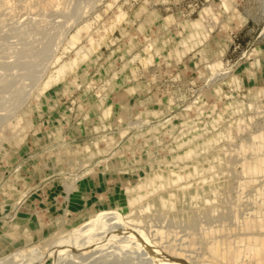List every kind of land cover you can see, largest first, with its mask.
I'll return each mask as SVG.
<instances>
[{"label": "rangeland", "instance_id": "374dc122", "mask_svg": "<svg viewBox=\"0 0 264 264\" xmlns=\"http://www.w3.org/2000/svg\"><path fill=\"white\" fill-rule=\"evenodd\" d=\"M1 1L9 10H0V164L12 165L11 154L53 109L46 93H62L55 104L70 106L63 116L76 115L70 123L86 128L88 137L69 141L60 134L31 147L26 161L0 178V226L26 207L44 227L0 255L46 247L101 213V225L86 229L87 236L73 234L44 264H250L251 249L237 240L264 232V173L245 169L264 158V0H58L55 11L43 8V0ZM120 10L125 19L104 33ZM85 23L90 35L83 32L77 46L104 33L103 47L37 97L53 58L73 57L65 45ZM107 107L111 116L103 119ZM134 120L144 122L132 126ZM8 125L18 128L9 132ZM114 135L119 141L109 145ZM189 148L197 154L181 157ZM171 171L184 181L147 196L130 214L126 189L153 175L171 180ZM159 197L170 205L162 208ZM213 237L223 241L224 260L215 259ZM234 248L245 253L227 254Z\"/></svg>", "mask_w": 264, "mask_h": 264}, {"label": "bare ground", "instance_id": "6f19581e", "mask_svg": "<svg viewBox=\"0 0 264 264\" xmlns=\"http://www.w3.org/2000/svg\"><path fill=\"white\" fill-rule=\"evenodd\" d=\"M3 1V0H2ZM1 1V2H2ZM9 1V0H8ZM40 1V0H38ZM57 1L58 0H43L42 3L45 5L43 6V8L45 7H48L50 6V8L48 10H51L52 7L51 5L55 4L57 5ZM61 1V0H59ZM63 1V0H62ZM4 2V1H3ZM3 2H2V5L0 3V10H3L2 9V6H3ZM7 2V1H6ZM16 2V1H15ZM36 3V0L34 1ZM33 2V3H34ZM65 2V0L63 1ZM41 3V2H40ZM10 5V2L7 3ZM22 4V3H21ZM27 4V3H25ZM60 4V2H59ZM5 5V3H4ZM13 6V5H11ZM22 6V5H21ZM24 6V5H23ZM30 6V5H29ZM28 6V7H29ZM34 6V5H33ZM59 6V5H58ZM14 8L15 5L13 6ZM55 7V6H54ZM7 8H10L9 6H7ZM60 8V7H58ZM13 9V8H12ZM30 9H32L30 7ZM5 10V9H4ZM3 10V11H4ZM9 10V9H7ZM5 10V11H7ZM40 10H44V9H40ZM39 10V11H40ZM47 10V8H46ZM45 10V11H46ZM53 10V9H52ZM57 10V9H56ZM105 10V9H104ZM55 11V8L54 10ZM60 11V10H59ZM17 12V11H16ZM43 12V11H42ZM217 12V11H216ZM55 13V12H54ZM112 13V12H111ZM5 14L7 15L8 13L5 12ZM18 14V13H17ZM5 15V16H6ZM116 15V14H115ZM127 14H125V12L123 11H119L118 14L116 15V18L110 23V25L108 27H103L101 30L107 32L109 30L113 31V29L115 28L116 29V26L121 23L122 20L125 19ZM220 15V14H219ZM12 16V15H11ZM50 16V15H49ZM132 16V15H131ZM99 17V16H98ZM97 17V18H98ZM96 18V17H95ZM48 19V17H47ZM50 19V17H49ZM108 21V20H107ZM68 22V21H67ZM70 23V22H69ZM107 23V22H106ZM109 23V22H108ZM67 26V25H66ZM78 27V26H77ZM91 23H85L84 25H82L81 27H79L74 33L73 35L69 38L68 42L64 43L65 45V53L70 51V50H75L73 53V57L70 58L68 61H63L62 60V56L63 54H61L59 57H55V59L53 58V64H54V69L53 71L39 84L40 88L37 90H35L34 92H38L37 94V97L44 94L46 91H48L49 89L61 84L62 82H64L65 78L68 77L70 74H72L81 64L83 65V63L88 60L92 55L93 53L102 45L103 47V43L105 41V36H104V33L103 32H100V34L103 33V35H101V37H89L88 40H86V45H81V46H77V44L80 42L81 40V37H82V34H86V37H88L90 35V28H91ZM92 30V29H91ZM74 31V30H73ZM94 31V30H93ZM84 32V33H83ZM95 32V31H94ZM98 28H97V31H96V34L98 33ZM84 34V35H85ZM83 35V36H84ZM99 35V33H98ZM60 37V36H59ZM64 40V39H63ZM162 45V42L160 43ZM163 44L165 45V42H163ZM181 45H184L186 46L185 48L188 49V45L185 44V43H182ZM209 47V46H208ZM159 50V49H158ZM212 50V49H211ZM63 52V51H62ZM148 54V53H147ZM149 55V54H148ZM147 55V60H150L148 59ZM48 56V55H47ZM150 56V55H149ZM151 57V56H150ZM141 58V57H140ZM140 58H139V61H140ZM132 60V59H131ZM144 61V60H143ZM145 62V61H144ZM151 62V60H150ZM149 63V62H147ZM146 64V62H145ZM211 65V64H210ZM213 66V65H212ZM213 68V67H212ZM43 70V69H42ZM51 71V70H50ZM221 73V72H220ZM222 74V73H221ZM227 75V74H226ZM152 76V75H151ZM121 79V78H120ZM110 80V79H109ZM107 82V81H106ZM110 82V81H108ZM132 82V81H131ZM36 84V82L34 83ZM130 84V83H129ZM230 84V83H229ZM32 86V85H31ZM35 87V86H33ZM70 87V86H69ZM127 87V86H126ZM72 88V87H71ZM137 88V87H136ZM64 89V88H63ZM232 89H233V86H232ZM235 90V89H234ZM63 91V90H62ZM22 92V91H21ZM33 92V93H34ZM28 93V92H27ZM32 93V92H31ZM65 93V92H64ZM252 93V92H251ZM237 94V93H236ZM131 95V94H130ZM96 96V95H94ZM27 96H25V99H26ZM126 97V96H125ZM33 98V97H32ZM229 100V99H228ZM234 100V99H232ZM4 103V102H3ZM11 103V102H10ZM161 103V102H160ZM239 103V101H238ZM14 104V103H13ZM19 104V102H18ZM17 104V105H18ZM168 104V103H167ZM5 105V104H4ZM237 105V104H236ZM20 106V104H19ZM239 106V105H238ZM16 107V106H14ZM70 107V106H69ZM164 107V106H163ZM166 107V106H165ZM237 107V106H236ZM8 108V107H7ZM20 108V107H19ZM235 108V107H234ZM241 108V107H240ZM5 109V108H4ZM12 108H10V110L8 109V111H11ZM15 108H13L14 110ZM12 110V112H14ZM18 110V109H17ZM69 110V108H68ZM170 110V109H169ZM234 110V109H233ZM6 111V110H5ZM11 114V112H8V114ZM235 113V112H234ZM6 114V113H5ZM160 114V113H159ZM13 115V114H12ZM111 116V114L108 113V116ZM13 117V116H12ZM86 117V115H85ZM10 118V117H9ZM136 118V117H135ZM6 119V117H5ZM1 121V120H0ZM3 121V120H2ZM10 121V120H9ZM135 121V120H134ZM148 121V120H147ZM133 122V121H132ZM142 122H144L143 120H136L134 123H132V126L135 125V124H143ZM21 123V122H20ZM188 124V123H187ZM19 125V124H17ZM131 125V122L130 124ZM6 127V126H5ZM114 127V126H112ZM18 126H10L8 125L6 127V131H9V132H13L15 129H17ZM93 128V127H92ZM96 128V127H95ZM101 130H102V127L100 126ZM116 128V127H115ZM131 128V127H130ZM159 128V127H158ZM170 128V127H169ZM114 129V128H113ZM135 129V128H134ZM94 130V129H93ZM87 131V130H86ZM97 132V131H96ZM125 132V131H124ZM127 132V131H126ZM200 134L196 133L195 136H200L202 131L200 130L199 131ZM225 132V131H224ZM1 133V132H0ZM87 133V132H86ZM92 133V132H91ZM7 134V132H6ZM117 134V133H116ZM124 134V133H123ZM153 134V133H152ZM126 135V133L124 134ZM264 135V134H262ZM261 135V136H262ZM1 136V134H0ZM8 136V135H7ZM6 136V137H7ZM115 136V135H114ZM123 137V135L121 136ZM232 137V136H231ZM5 137H3L4 139ZM2 139V140H3ZM260 139V138H259ZM261 139H264V137H261ZM60 140V139H59ZM251 140V139H250ZM117 141H119L118 138L115 137H112L109 139V145H115L117 143ZM187 141H191V138H188V139H185V140H181L180 143L178 144L177 148H181V147H184L186 145L185 142ZM264 141V140H262ZM95 143V142H94ZM103 143V142H102ZM212 144V141L211 140H206L204 142V145L203 147L205 149H209L210 146ZM253 144V142H252ZM91 145V144H90ZM98 145V144H97ZM108 145V146H109ZM63 146V145H62ZM70 146V145H69ZM94 146V145H93ZM103 146V145H102ZM96 147V146H94ZM262 147V146H260ZM108 148V147H107ZM258 148V145L257 147H255V150ZM58 149V148H57ZM60 149V148H59ZM58 149V150H59ZM77 149V148H76ZM87 149V148H86ZM251 149V148H250ZM253 149V148H252ZM260 148H258L259 150ZM85 148L83 149H80L79 151L75 152V154L77 155H82V153H85ZM54 152V151H53ZM60 152V151H59ZM109 152V151H108ZM255 153V152H253ZM257 153V152H256ZM52 154V153H51ZM62 154V153H61ZM71 154V153H70ZM197 154V150L195 148H189V149H186V151L181 155V157H185V158H190V157H193ZM56 155V154H54ZM175 155V154H174ZM74 156V155H73ZM61 157V156H60ZM85 157V156H84ZM201 157V156H200ZM57 158V157H56ZM92 159V158H91ZM171 159V158H170ZM59 161V160H58ZM87 161V160H86ZM192 161V160H191ZM89 162V161H88ZM248 162V161H247ZM253 162V161H252ZM250 161V163H248V165L246 166V171L250 172V173H256V172H261V173H264L262 171H264V158H258L256 159V161L254 162V164H251L252 163ZM67 163V162H66ZM172 163V162H171ZM174 163V162H173ZM185 163V162H184ZM199 163V162H198ZM87 164V163H86ZM84 164V166L86 165ZM247 164V163H246ZM75 165V164H74ZM83 165V164H82ZM187 166V165H186ZM65 168V166H63ZM83 167V166H82ZM70 168V167H69ZM81 168V167H80ZM72 169V168H71ZM69 169V170H71ZM196 169V168H195ZM85 170V169H84ZM199 170V168H198ZM245 171V172H246ZM95 172V171H94ZM172 172V175L174 176L171 180H168L167 178L164 179L163 176H161L160 174L154 176L153 177H147L143 180H140L138 183H136L135 185L133 186H130L128 189H126V198H125V201H126V204L129 208V212L130 214L133 213V211H137L138 210V205L139 203L142 202V200L144 198H146L147 196L150 197V195L154 192H156L157 190L159 189H162V188H166L167 185H171L173 184V186H177L176 184H178L181 180H183L184 178L179 176L178 173L174 174L173 172L175 171H171ZM204 172V171H203ZM75 173V172H73ZM89 173V172H88ZM72 174V170L70 172V175ZM77 174V173H76ZM153 174V173H152ZM192 174V173H191ZM186 175V174H184ZM75 176V175H74ZM78 175H76V177H73V181L74 182H71L69 185H68V189H67V195H66V199L68 198L67 196L70 195L72 196L74 193L72 192V189H71V186L76 184V182L80 179L77 177ZM81 176V175H80ZM85 176V175H84ZM83 176V177H84ZM190 175H188L186 178H189ZM75 178H78V179H75ZM186 178H185V181H186ZM106 181V180H105ZM184 181V180H183ZM70 182V181H69ZM187 182V181H186ZM80 183V182H79ZM244 184V183H243ZM172 186V185H171ZM76 188V187H75ZM170 188V187H169ZM174 188V187H173ZM122 191V190H121ZM160 191V190H159ZM162 191V190H161ZM164 191V190H163ZM65 192V191H64ZM73 193V194H72ZM72 194V195H71ZM153 195V194H152ZM120 196V195H119ZM122 196V195H121ZM125 196V195H124ZM154 196V195H153ZM123 197V196H122ZM121 198V197H120ZM123 199V198H121ZM147 200V199H146ZM145 200V201H146ZM162 208L164 207H167L168 206V202L164 199V197H159L158 199V202H157ZM170 205V204H169ZM140 206V205H139ZM144 207V206H143ZM142 207V208H143ZM146 207L147 209L150 208V205H148V203L146 204ZM143 208V209H146ZM140 208V207H139ZM155 208V207H154ZM141 210V208H140ZM143 212V210H142ZM115 215V214H114ZM120 216V215H119ZM262 216V215H260ZM101 217H103V215L100 214H97V219L96 220H93L92 222H89L87 224L83 223L81 224L80 226H77L76 228L70 230V231H67V232H62V233H58L57 236L54 237L53 240H51L47 245L46 247H42V248H39L41 247L42 245L40 246H29L27 245L26 248H23V249H16L14 253H11L7 256H0V264H44L45 261L48 259V257L51 255V251H53L55 248L59 247L60 245H62L63 243H66L68 240H72L71 238L74 237L73 234H76L78 233L77 236H81V233L82 235L86 232V229H88L89 227L91 226H96V225H101ZM118 217V216H117ZM113 219H116V218H113ZM111 221V218L109 219ZM105 222V220H103ZM108 221V220H107ZM114 221V220H113ZM116 221V220H115ZM117 221H121V220H118ZM132 221V220H131ZM126 222V221H125ZM134 222V221H133ZM117 223V222H116ZM121 223V222H120ZM119 223V224H120ZM129 223H131L129 221ZM118 224V223H117ZM122 224V223H121ZM128 224V223H126ZM133 224V223H132ZM89 225V226H88ZM88 226V227H87ZM129 226V225H128ZM132 226V225H130ZM134 226V224H133ZM262 228H264V226H262ZM131 229V228H130ZM240 229V228H239ZM125 230V229H124ZM220 230V229H218ZM236 230V228H235ZM262 230V229H260ZM100 231V230H99ZM89 233V232H88ZM210 235L213 236V231H210L209 232ZM86 234V233H85ZM84 234V235H85ZM242 234V233H241ZM56 235V234H55ZM88 235V234H87ZM85 235V236H87ZM91 235V234H89ZM218 235H219V232H218ZM217 236V234L215 235ZM214 236V237H215ZM92 237V236H91ZM213 237V244H212V247L214 249V253H215V259L221 261V260H224V258L226 257V253H224L222 251V248H221V244L223 243V241H221L220 239H217L218 237H216V239H214ZM222 237V236H221ZM238 237V236H237ZM77 238L76 240H78L79 238L78 237H75ZM74 238V239H75ZM236 238V237H235ZM241 238V237H240ZM238 239L237 241L240 242V240H244L246 242V244L248 245L249 247V250L248 252L251 251L248 253V257H249V261H250V264H264V232H260V233H256V232H250V233H244V235L242 236L241 239ZM234 239V238H233ZM88 240V238H87ZM90 240V238H89ZM235 240V239H234ZM86 241V240H85ZM98 241V240H97ZM87 243V242H86ZM95 243V242H94ZM236 243V242H235ZM79 245V244H78ZM240 251V250H239ZM236 248L232 249L231 250V253H227V254H233L236 257H239L241 255V253H245L240 251L239 252ZM54 254V253H53ZM52 254V255H53ZM177 254V253H176ZM247 254V252H246ZM178 255V254H177ZM237 259V258H236ZM59 260V259H58ZM56 263V262H55Z\"/></svg>", "mask_w": 264, "mask_h": 264}, {"label": "crops", "instance_id": "0c3cea01", "mask_svg": "<svg viewBox=\"0 0 264 264\" xmlns=\"http://www.w3.org/2000/svg\"><path fill=\"white\" fill-rule=\"evenodd\" d=\"M196 36H198L196 33L191 34L192 39H195ZM183 42L187 44L185 40L182 41V43ZM46 94L47 96L45 99L48 105H51L53 109H48V112H45L42 117L39 116L38 120L36 121V131L34 132L35 134L33 133L29 137V141H27L25 145L21 147L16 153L11 154V158H13V161L12 165L10 166L12 168H17L26 161L25 159L29 157V155L27 154L31 151V147H35L36 145L41 146L40 143L49 141L51 138L55 139V137L59 136L60 134L61 136L62 134H65L66 139L69 141H77L82 138L88 137L86 128L83 130L80 127H74V125L70 123V119H73L74 121L76 120V115L72 116L73 118L71 116H63L64 113L69 114V106H66L65 110L63 108L58 109L57 104H55L58 103V101L60 102L62 93L55 92L53 95H48V93ZM110 111L111 107H107L106 109H104L101 115L103 119L110 118V115L108 116V113L111 114ZM101 127L104 128V125H101ZM10 166H7L6 164H0V178L5 179L6 175L9 173ZM71 189L74 193L76 188L74 185H72ZM9 206L11 207V205ZM16 210L17 208H15V212H13L12 217L7 218L5 220V223L0 226V252H3L9 247L20 243L21 240L26 239V237L30 235H38L41 232L42 228H44L38 219L33 220L34 216L26 207H23L18 211ZM7 215H5L3 218H6ZM3 255L6 254H1L0 256Z\"/></svg>", "mask_w": 264, "mask_h": 264}]
</instances>
